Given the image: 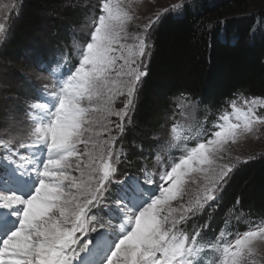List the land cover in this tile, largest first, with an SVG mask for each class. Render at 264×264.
Listing matches in <instances>:
<instances>
[{"label":"snow or ice","instance_id":"snow-or-ice-1","mask_svg":"<svg viewBox=\"0 0 264 264\" xmlns=\"http://www.w3.org/2000/svg\"><path fill=\"white\" fill-rule=\"evenodd\" d=\"M133 3L89 6L86 40L76 44L74 62L61 51L40 63L48 75L36 77L43 83L35 102H22L23 116L4 106L0 264H264V218L209 240L206 225L187 230L206 209L218 208L237 167L222 161L264 125V97L242 106L231 100L230 110L205 126L191 118L199 102L181 94L186 123L173 121L150 153L160 167L115 180L129 163L123 144L147 76L153 31L184 6L181 0L136 24ZM16 8L0 5V35L10 30ZM10 98L0 97V105Z\"/></svg>","mask_w":264,"mask_h":264},{"label":"trees","instance_id":"trees-1","mask_svg":"<svg viewBox=\"0 0 264 264\" xmlns=\"http://www.w3.org/2000/svg\"><path fill=\"white\" fill-rule=\"evenodd\" d=\"M94 2L22 0L7 39L0 43L3 61L16 64L25 54L41 70V62L59 58L61 51L72 55V35ZM146 70L123 144L128 171L138 170L139 160L157 150L160 138L155 134L172 118L181 94L196 99L199 116L209 121L238 94L264 97V0H198L193 7L185 5L182 16H164L153 31ZM231 175L213 217L215 229L225 208L237 200L247 214L264 218V156L240 164Z\"/></svg>","mask_w":264,"mask_h":264},{"label":"rangeland","instance_id":"rangeland-1","mask_svg":"<svg viewBox=\"0 0 264 264\" xmlns=\"http://www.w3.org/2000/svg\"><path fill=\"white\" fill-rule=\"evenodd\" d=\"M90 1L91 0H87V4ZM197 1L198 0H183L184 6L182 7V9L177 13H169V14H173L174 16H182L185 11V5H191V7H193ZM13 2L17 5L15 11L18 12L19 8L22 5V0H0V5L10 4ZM180 2L181 0H134L133 9L138 17L135 23L143 24L147 22L149 18H153L155 13L162 12L164 8ZM95 3L96 2H94L93 4ZM15 11H13L10 14L12 17V21L14 20V18H16L15 17L16 14H14ZM89 15L86 17V20L81 22L78 28H76L77 32L74 34L72 38V43L73 41H75V48H76V44H83L86 40V33L82 29L84 27L85 21L88 20ZM0 22H4L2 16H0ZM14 23L15 22H12L10 28L13 27ZM9 32L10 31H7L6 34L0 35V43H2V41L7 39ZM26 59L27 57L25 58V54H23V58L22 59L20 58L18 63L10 64L3 61L2 55L0 54V97H2L3 95H8L9 97L14 98V99L10 98L7 101H4L3 105H0V128L3 127V122L6 119L4 113V106L15 108L17 114L23 116L24 105L22 102L23 101L35 102L36 100L34 99V97L38 94V90L40 89V86L43 83V81L37 80L36 77L48 75L47 72H42L41 70H38V68L34 66V62L27 61ZM72 59L74 62L75 57H72ZM147 64H148V60L146 61V69H147ZM26 66H29L30 68L26 70ZM25 72L27 73L26 76L30 81L31 88L33 90L32 92L29 91L30 86L25 84L24 81ZM251 97L253 96L238 94L237 96H235L234 100L237 101L238 105L242 106L243 100ZM186 116L187 113L181 115L176 122L180 124H185ZM170 117L171 115L169 116V121L166 124H164L160 133L157 135L155 134V138L161 137L163 140L167 138L166 134L172 122L170 120ZM191 118L193 122L199 123V121L194 120L192 114H191ZM202 124L205 125L206 123H202ZM135 133L137 135L140 134V132L138 131ZM169 154L175 156L173 153H169ZM259 156H264V125L259 126V130L254 135H250L249 137L241 140L238 143V145L234 146V148L231 150L229 154L228 160L222 162H229V163L236 162L238 167L240 166V164H244L246 161L252 159L253 157H259ZM237 157H239L238 162L236 161ZM153 158H154L153 161L154 167L155 168L159 167V165H157L156 163L155 157Z\"/></svg>","mask_w":264,"mask_h":264}]
</instances>
